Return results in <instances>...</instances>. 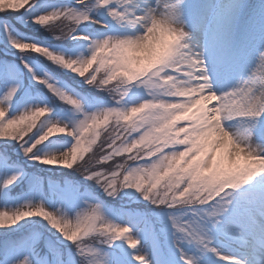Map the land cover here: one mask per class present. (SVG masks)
Wrapping results in <instances>:
<instances>
[{
    "label": "snow or ice",
    "instance_id": "obj_1",
    "mask_svg": "<svg viewBox=\"0 0 264 264\" xmlns=\"http://www.w3.org/2000/svg\"><path fill=\"white\" fill-rule=\"evenodd\" d=\"M0 264H264V0H0Z\"/></svg>",
    "mask_w": 264,
    "mask_h": 264
}]
</instances>
